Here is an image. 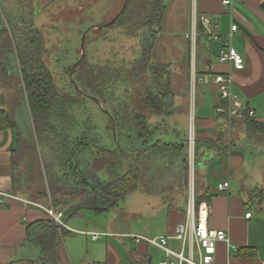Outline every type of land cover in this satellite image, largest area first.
<instances>
[{"label": "trees", "instance_id": "obj_1", "mask_svg": "<svg viewBox=\"0 0 264 264\" xmlns=\"http://www.w3.org/2000/svg\"><path fill=\"white\" fill-rule=\"evenodd\" d=\"M168 1L127 0L123 12L114 22L104 26L115 23L127 36L139 37L140 55L128 63H132L131 68L124 69L113 68L109 64H92L85 57L79 58L73 76L68 80L73 89L68 92L57 86L42 57L46 48L41 30L26 31L18 26L15 30L8 29L1 25L0 16V65L8 73L7 87L17 82L18 90L16 96L11 97L13 108L10 111L0 109V129L14 128L17 131L18 149L23 146L30 156L29 165L21 174L26 184L34 176L31 172L39 158L36 142L39 144L42 141L44 144L43 155L50 153L48 158H54L56 165H63L65 173L59 177L64 182L62 187H54L58 180L52 175L47 185L49 196L46 189L39 195L49 200L53 211L58 204L65 205L70 201L63 197L77 199V204L69 205L65 210L64 223L81 209L96 213L106 211L134 191L140 181L144 183V176L148 178L158 171L164 172L162 166L171 168L176 160H180L182 178H187L188 129L184 133L169 125L163 130V127L150 122L152 117L171 118V108L175 104L169 65L151 62L149 58L159 38ZM183 63L189 66V48ZM115 82L120 84L123 92L122 102L117 105L110 97L115 94ZM20 102L28 112L27 119L32 124L30 131L24 132L13 115L16 113L14 108ZM218 115L224 118L229 131H238L243 127L246 135L256 133L261 136L264 130V124L252 117L229 119L226 112ZM102 117L106 118V122L97 123V118ZM53 119L56 122H69L71 132L66 135L64 130L55 132ZM237 120L239 124L235 122ZM170 128L172 138H169ZM219 132L221 134L216 140L208 142L218 150L228 149L231 139L222 142L226 132ZM48 133L55 135L51 138ZM108 140L111 146L107 145ZM196 156L195 148L194 161ZM46 161L42 160V169H48L51 173ZM140 176L143 178L140 179ZM194 185L196 202L205 200L209 203L211 194L205 189L199 190L196 182ZM68 233L53 217L26 226L27 239L39 247L36 261L44 264H48L50 259L61 263L62 239Z\"/></svg>", "mask_w": 264, "mask_h": 264}, {"label": "crops", "instance_id": "obj_2", "mask_svg": "<svg viewBox=\"0 0 264 264\" xmlns=\"http://www.w3.org/2000/svg\"><path fill=\"white\" fill-rule=\"evenodd\" d=\"M223 1L186 0L187 9L183 11L186 17L185 22L183 21L184 25L180 26V23L174 25L176 29L184 28L177 32L184 35L183 41L179 42L182 54L178 61V71L185 77L179 90L175 89L176 93L174 91L175 102L185 100L189 103V93L185 90V86L188 78L193 76L194 117L197 116L193 120L197 139L194 144L197 156L193 170L196 171L198 189H205L211 194L209 227L225 230L229 238L228 243H217L212 264H262L264 262V130L260 140L262 149H257L252 139L258 134L246 135L243 127L239 125L240 130L229 131L231 143L228 149L218 150L208 141L216 140L219 131L228 128L224 118L218 115L222 112H216V108L219 107L226 111L227 104L220 99L218 85L212 81L215 75L229 77L231 90L236 94L238 101L254 112L252 118L264 124V0H229L228 4H224ZM193 6L198 15L210 19L213 25L212 32L215 34L228 35L232 24L238 26L237 31L227 38V42L242 56L244 64L241 68H234L229 62L218 60L224 46L223 41L213 39L207 45L208 28L200 23L193 25L191 19ZM192 32L194 41L191 38ZM175 33L172 35L173 39L168 40L170 42L168 45L176 42H174ZM191 43H194L193 47ZM188 48L190 63L187 67L183 61ZM7 76L8 73H5L0 65V109L9 111ZM4 80L5 86H3ZM239 120L235 122L239 124ZM190 123L191 120L188 127ZM16 134L17 131L11 127L0 129V192L15 197L0 205V264L27 262L32 264L35 257L30 255L32 249L27 242L37 248L36 256L39 247L27 239L26 213L31 211V223L51 218L47 199L40 195L35 200L28 198L24 191L29 187L25 188L22 175L17 177L19 166L16 164V154L19 150ZM225 141L226 139L223 138L222 142ZM255 165H258L257 169L248 167ZM257 174L258 179L255 180ZM224 181L228 182V188L225 192L218 193L216 187ZM30 186L33 191L34 186L32 184ZM185 202L186 200L182 199L176 204H168L166 213L163 211L152 213L149 221L156 222L160 228H150L148 223H145L147 224L145 226L133 223L128 230H125L126 232L112 228L100 233V236L106 237L104 241H100L102 238L100 236L99 240L88 238L90 232L94 233L98 230L78 229L66 220L65 229L76 236L62 239L60 256L63 264H85L89 261L92 264H158L165 259L162 249L152 247L143 241L137 243L128 235L170 236L169 247L179 251L180 246L175 243L178 241L172 236L175 225L185 219L187 207L184 205ZM247 212L251 213L250 217H245ZM82 235L85 237L87 235V240L92 243L87 252L82 249L86 240L80 237Z\"/></svg>", "mask_w": 264, "mask_h": 264}, {"label": "rangeland", "instance_id": "obj_3", "mask_svg": "<svg viewBox=\"0 0 264 264\" xmlns=\"http://www.w3.org/2000/svg\"><path fill=\"white\" fill-rule=\"evenodd\" d=\"M123 3L124 0H0L1 25L11 30H15L16 26L26 31L29 29L41 30L44 46L46 48V53L43 54L42 57L46 61L57 86L68 92L73 89L68 80L73 76V70L76 65L75 63L79 60L82 53L80 43L84 33V51L88 63H96L99 65L109 64L117 69L131 68L132 63L131 65L128 63L136 60L140 55L139 37L127 36L118 24L115 23L111 26H104L115 17ZM185 9H187L186 0H170L167 2L166 13L164 14L163 22L161 24V36L157 38V41L149 54L151 62H160L169 65L171 71V87L173 91H175V89L179 90L181 83L185 80V77H183L178 71V61L182 54V47L179 42L183 41L182 38H184V35L183 33L177 32V30H184V28L176 29L174 27L176 23H180V26L184 25L183 21L185 22L186 17L183 14V11H185ZM8 31L11 35V31ZM174 32H176V36H174V42H176L173 43V45H168V43H170L168 40L173 39L172 35H174ZM192 44L194 43H191V47H193ZM16 83L17 82L9 87L7 100L9 111L13 108V106H11L12 104L9 102H11L12 98L18 93ZM119 86L120 84L115 82L113 86L116 90L115 94H111L110 96L114 105L122 102L123 92L120 90ZM121 89L123 90L122 87ZM185 90L189 93V104L185 100H180L179 103L175 102L174 106L171 108V112H173L171 118L169 117L164 120L162 118L152 117L150 122L158 127H163V130L170 125L171 128L177 127L179 131L184 133L188 129L189 133L190 126L188 127V125L190 118H192V116H190V102L194 100L193 76L192 78H188ZM191 91L192 96L190 97ZM176 92L177 91H175V93ZM13 111L16 112L13 115L17 117L24 132L32 130V124L27 119L28 112L22 102L16 105ZM97 121V123H104L106 122V118H97ZM52 122H54L55 125V132H61V130H64L63 133L66 135L72 130L69 122H56L55 119H53ZM171 128L169 129V138H172L173 136ZM226 129L228 131L225 130L226 133L224 134V138L228 141L231 139V134L229 128ZM47 135L53 138L55 133H48ZM26 137H29V135ZM252 139L254 140L252 141L257 149L263 148L260 141L262 140L261 136H255ZM35 145L39 158L31 172L34 173V176H32L27 185H25V188H29L24 191L26 195H28V198L32 200H35L44 189L47 190V196H49L47 185L53 177L52 175H55L56 180H58V183H56L54 187H62L64 182L59 177L65 173L62 164L56 165L53 157V159H51V157L48 158V156H51L50 153L46 154L45 152L43 155L44 144L42 141H40L39 144L36 142ZM107 145H112L109 140L107 141ZM18 150L19 152L16 154V164L19 166L17 177H19L26 166L29 165L28 162L30 158L28 153L25 152L23 146L19 147ZM41 158L44 162L47 159L46 162L51 167V173H49L48 169L47 171L42 169ZM194 162V158L191 160L189 158V169L186 180L182 178L180 160L179 162L176 160L174 164L175 166H171V168L168 166H162L164 172L158 171L157 173H154V175H149L148 178L144 176V180H146L144 183L140 181L138 187L134 191L127 194L123 199L119 200L116 205L108 208L106 211L96 213L89 209H81L76 215L68 218L67 222L78 229L81 228L86 230L87 228V230H98L96 233H99V236L100 233L106 232L112 228L118 231L128 230V227L133 223L141 224V226H145L147 225L145 223H148V227L150 228H160L156 222L149 221L152 213H161L162 211L166 213L168 204H176L182 199L186 200L184 205H187L190 197L189 189L191 190L192 186L195 195L194 182L197 183V175L195 169L193 170ZM257 166L258 165L248 167L257 169ZM141 178H143V176H140V179ZM257 179L258 174L256 175L255 180ZM30 184L34 186L33 191ZM62 189L65 188L63 187ZM63 198L70 201L65 205L61 203L54 207V212L62 215L59 217L61 221L63 219V214L69 205H75L78 203L77 199L68 198V196ZM46 203L50 206L49 200H47ZM31 217V211L26 213L25 221L27 225L31 223ZM89 235V237L87 235L86 237L89 239L90 237L92 238L91 234ZM75 236L76 235L73 233H68L64 235L63 240L74 238ZM80 237L86 238L83 235ZM101 237L102 236H100V238ZM100 238H98V240ZM104 240H106V237L103 236L100 241ZM175 243L179 245L178 242L175 241ZM27 244L29 248L32 249L30 255L35 257L32 264H44L36 261L37 258L35 251L38 252L37 248L30 242H27ZM91 245L92 243L86 238L82 248L83 251L87 252ZM25 264L30 263L27 262ZM48 264H63V260L59 263L53 262L50 259ZM85 264L92 263L89 261Z\"/></svg>", "mask_w": 264, "mask_h": 264}, {"label": "built area", "instance_id": "obj_4", "mask_svg": "<svg viewBox=\"0 0 264 264\" xmlns=\"http://www.w3.org/2000/svg\"><path fill=\"white\" fill-rule=\"evenodd\" d=\"M224 4H228L229 0H224ZM191 19L193 25L200 23L207 30V45L213 39H220L223 41V49L220 51L218 56L219 61L229 62L234 68H241L244 64L242 56L230 46L227 42V38L231 36L235 31H237L238 26L232 24L230 28V33L228 35H218L212 32L211 21L209 18L198 15L195 10V6L192 8ZM191 38L194 39L193 32L191 33ZM212 81L218 85L220 99L224 101L226 106V111L222 107L216 108V112H226L229 119L231 118H242L244 116L253 117L254 112L251 109L246 108L240 101H238L236 94L231 90V79L229 77H224L221 75H215L212 77ZM192 96V91L191 95ZM190 128L188 135V153L190 160L194 156V144H195V133H194V100L190 102ZM228 182H221L217 185L216 190L218 193L225 192L228 188ZM189 201L186 207L185 219L175 225L174 234L172 238L179 242L180 250L175 251L169 247L168 242L170 236H139L134 234H129L128 236L132 238L135 242H145L146 244L162 249L164 253V260L158 264H212L215 259L216 245L219 242H229L228 234L222 229H211L208 225L210 206L209 203L200 201L197 203L195 201V195L193 186L191 187L189 194ZM15 198L9 193L0 192V205L8 201L9 199ZM50 215L53 219L65 227L66 225L59 219L60 214L55 213L53 210L49 209ZM251 213L247 212L245 217H250ZM92 239L99 238V233H90ZM235 249V247H233ZM264 264V262L262 263Z\"/></svg>", "mask_w": 264, "mask_h": 264}, {"label": "water", "instance_id": "obj_5", "mask_svg": "<svg viewBox=\"0 0 264 264\" xmlns=\"http://www.w3.org/2000/svg\"><path fill=\"white\" fill-rule=\"evenodd\" d=\"M126 2H127V0H125L124 1V4H123V6H122V8L120 9V11L117 13V15L110 21V22H108V23H106V25H108V24H110V23H112V22H114L115 21V19L123 12V10H124V8H125V6H126ZM85 33L83 34V36H82V39H81V50H82V55H81V57H80V60L81 59H83L84 57H85V51H84V41H85Z\"/></svg>", "mask_w": 264, "mask_h": 264}]
</instances>
